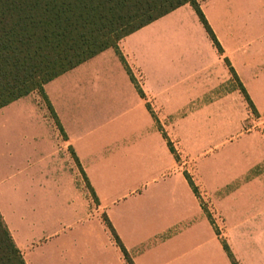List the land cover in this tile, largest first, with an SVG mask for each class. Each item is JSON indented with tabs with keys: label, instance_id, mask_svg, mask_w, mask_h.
<instances>
[{
	"label": "crops",
	"instance_id": "0c3cea01",
	"mask_svg": "<svg viewBox=\"0 0 264 264\" xmlns=\"http://www.w3.org/2000/svg\"><path fill=\"white\" fill-rule=\"evenodd\" d=\"M198 5L221 52L185 5L46 84L44 104L0 110V216L25 264H127L105 220L132 264H232L223 244L264 264V157L195 178L164 130L228 110L232 79L264 120V0Z\"/></svg>",
	"mask_w": 264,
	"mask_h": 264
},
{
	"label": "trees",
	"instance_id": "16d2710c",
	"mask_svg": "<svg viewBox=\"0 0 264 264\" xmlns=\"http://www.w3.org/2000/svg\"><path fill=\"white\" fill-rule=\"evenodd\" d=\"M185 5L193 9L208 38L221 52L198 0H0V110L34 92L46 102V84L108 49L118 53L121 40ZM168 147L174 153L169 143ZM185 177L197 195L192 181ZM105 223L126 263L132 264L110 224ZM223 247L236 264L227 246ZM0 264H25L1 216Z\"/></svg>",
	"mask_w": 264,
	"mask_h": 264
},
{
	"label": "rangeland",
	"instance_id": "374dc122",
	"mask_svg": "<svg viewBox=\"0 0 264 264\" xmlns=\"http://www.w3.org/2000/svg\"><path fill=\"white\" fill-rule=\"evenodd\" d=\"M200 1V0H198ZM203 2L206 0H202ZM189 6V5H188ZM114 50V49H113ZM239 86L231 80V103L228 110L216 112L185 111L177 115L179 119L193 118L199 122L198 126H187L172 129L169 133L177 132L180 141V164L196 178L198 165L203 173H222L225 169L237 168L244 164V155L249 154L264 157V120H259L244 101ZM237 91V93H234ZM44 104V99L38 92H34ZM172 117L168 118L172 122ZM192 131V133H191ZM191 135L197 138L191 140ZM193 142L198 143L194 147ZM264 168V162L260 167ZM189 177V175H187ZM190 179V177H189ZM88 200L87 215L93 214L95 200L86 188Z\"/></svg>",
	"mask_w": 264,
	"mask_h": 264
}]
</instances>
